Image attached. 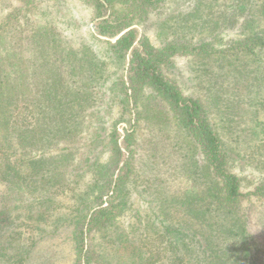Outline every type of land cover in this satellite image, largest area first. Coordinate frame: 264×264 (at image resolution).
Returning a JSON list of instances; mask_svg holds the SVG:
<instances>
[{"label": "rangeland", "instance_id": "374dc122", "mask_svg": "<svg viewBox=\"0 0 264 264\" xmlns=\"http://www.w3.org/2000/svg\"><path fill=\"white\" fill-rule=\"evenodd\" d=\"M197 2L161 0L145 17L134 15L131 27L136 29L137 35L146 33L156 45L160 43L157 30L163 27L167 30L164 34L167 39L204 40L216 48L214 51L223 50L229 40L246 34H255L264 40L261 15L253 16L249 9L235 13L233 0H199V6ZM92 3V0H0V110L12 112L10 132L16 134L20 127L27 129L20 137H24L25 144L21 158L27 160L43 153L44 140L40 138L48 123L46 118L40 122L33 120L34 110L41 106L43 109L61 108L66 116H71L68 133H56L46 153L51 155L66 148L69 155L71 151L78 157L99 154L102 155L100 160L108 153L107 149L91 148V142L99 135L97 125H104L106 133L112 131L111 122L108 126L105 119H109L111 107H115L111 112H116L121 106L118 103L114 106L110 98L120 97L117 76L125 78L128 57L119 59L110 48V42L120 34L100 35L98 26L103 21ZM196 5L198 17L192 20L189 14ZM231 17L233 21H229ZM246 20L247 27L243 29ZM60 25L65 28L62 35ZM56 32L61 38L54 41L52 34ZM210 54L206 57L177 55L160 71L173 80L184 95L201 100L210 122L218 130L222 148L234 162L231 167L244 177L241 190L245 192L254 181L264 178V49L241 55L225 51ZM146 94L151 97L150 91ZM132 105L127 108L131 110V122L122 119L114 125L119 144L126 132L133 130L135 140L133 154L124 151L125 158L132 157L134 168L130 175L132 180L126 185V189H130L129 207L118 224L130 236L138 237L136 245L145 252V264H161V259L166 260L172 249L167 247L165 237H156L153 233L161 220L192 222L190 212L185 209L187 204H183L187 196L195 197L198 204L193 205L195 208L210 206L208 216H194L197 221L191 225L196 232L203 233L202 240L207 239L206 236L215 243L217 254L224 251V259L231 256L233 264L236 260V264H264V200L245 195L237 203L223 208L225 212L212 206L208 198H202L203 188L210 184L202 173L205 159L190 137L175 125H155L152 118H145L144 107ZM89 120L90 126L86 128ZM16 139L11 141L14 147ZM5 151L4 147L0 148V163ZM20 152L12 150L11 157H18ZM37 185V190H32L23 183L19 187L0 178V208L13 209L10 214L16 217L21 210L18 205L26 204L29 209L45 212L46 218L45 223L44 218H39V223L28 219L21 226L19 219L12 218L0 230L4 232L0 246L7 247L9 236L5 235L8 234L12 240L23 237L28 243L37 238L27 264H72L74 253L67 220L75 202L64 193H68L67 188L61 195L59 191L50 193L49 183L44 184L45 187H41V183ZM47 196L49 199L44 201ZM163 202L168 207L161 208ZM60 217L64 221L54 230ZM201 220L209 224L201 226ZM229 223H235L237 230L226 231L224 224ZM33 224L42 226L45 231L40 233L35 226L31 228ZM215 227L218 230H211ZM106 248L112 246L107 244ZM5 252L11 254L12 250L5 248ZM216 258L218 261L221 254ZM9 261L7 264H14ZM195 262L193 264H197ZM174 263L176 261L170 260V264Z\"/></svg>", "mask_w": 264, "mask_h": 264}, {"label": "trees", "instance_id": "16d2710c", "mask_svg": "<svg viewBox=\"0 0 264 264\" xmlns=\"http://www.w3.org/2000/svg\"><path fill=\"white\" fill-rule=\"evenodd\" d=\"M92 1L94 9L103 21L98 26L100 35L110 37L120 34L114 42H110V48L119 59L128 57L125 78H120V75L117 76L119 81L116 83L121 86L120 97L110 98L111 103L114 101V106L117 103L121 106L116 112H111L115 108L111 107L108 116L110 120L105 119L108 126L111 122L112 131L106 133L104 125H97L99 135L95 136V140L91 142L93 144L91 148L107 149L108 153L102 160H100L102 155L99 154L78 157L71 151L72 154L69 155L65 150L66 148L59 150V153L51 155L46 153L47 148H49L48 144L52 143L51 138L56 133L61 131L68 133L71 127V116H66L61 108L51 106L43 109L41 106L34 110L36 114L34 113L33 120L40 122L42 118H46L48 123L45 131L41 132L43 138L40 140H44L43 145L45 146L42 148L43 153L37 157H28L27 160L21 158L23 156L22 151H25L23 149L25 144L24 137H20L27 129L20 127L18 133L10 132L12 112L9 109H2L0 110V146L4 147L6 151L3 153L0 163V178L10 180L19 187L23 183L26 188L32 190H37L39 183H41V187H45L44 184L49 183L50 193L59 191L61 195L63 194L62 190L67 188L68 193H64L75 202L71 208L69 220H67L70 226V240L74 253L72 264H145V252L136 245L138 237L130 236L118 224L119 218L123 217L129 207L130 189H126V185L132 180L130 175L134 168L132 157L125 158L124 151L133 154L135 140L133 130V132H126L122 143L119 144L117 136H115L117 134L114 127L115 122H120L122 119L131 122L132 118L129 116L131 110H127L128 105L133 104L134 107V105L140 104L146 109L145 118H152L155 125L163 127L175 125L183 130L205 159L202 173L209 178L210 184L203 188L202 198H208L207 202L218 207L217 209L225 212L227 210L223 208L229 207V204L237 203L239 198L245 195H252L257 199L264 200V178L254 181L247 191L241 190L244 177L231 167V163L234 162L230 159L227 150L222 148L218 130L210 122L207 110L201 100L193 95H184L177 84L164 77L160 71L177 55L190 54L206 57L217 51L233 52L236 55L254 53L255 50L264 49V40L255 34H246L229 40L223 50L214 51L216 48L204 40L191 42L177 37L167 39L164 36L167 30L162 27V29L157 30L160 43L156 45L151 42L146 33L137 35L136 29L131 26L134 15V17H137L136 14H139L140 18L145 17L146 13L149 12L148 10L156 6L161 0ZM196 1H198L197 5L199 6V0ZM233 3L232 7L235 13L241 12L242 9H249L251 15L258 16V18L260 15L264 17V0H233ZM197 5L189 14L192 20L198 17ZM229 21H233V17ZM246 22L248 20L244 21L243 29L247 27ZM104 25L107 27L106 29H104ZM59 27L63 29L62 35L65 28L61 25ZM52 35L54 41L61 38L57 32ZM42 63L45 64L46 61ZM146 91L151 92L150 98L148 97L150 94H146ZM87 99L88 96L85 101ZM142 102L145 104L143 105ZM115 113L116 116H114ZM90 123L89 120L86 128H89ZM99 123L104 124L101 121ZM14 139H16V147L11 144ZM18 149L21 151L19 156L12 158V150ZM23 180L24 182H22ZM193 198L195 197L187 196L183 199V204H187L185 209L190 212L188 215L192 224L197 221L194 216L205 214L203 217H206L210 211V206L201 209L195 208L193 205L197 206L198 204ZM47 199L49 196L45 197L44 201ZM162 204L161 208L163 206L164 208L168 207L164 202ZM18 206L21 210L16 214V217H12L10 214L13 209L0 208V230L7 226L12 218L19 219V226L28 219L38 222L39 218H44L43 223H45V212L36 208V210L34 208L29 209L26 204ZM61 221L64 220L60 217L58 223H55L54 230L60 228ZM159 223L160 226L153 233L156 234V237H165L167 247L172 248L170 254L166 256V260L161 259V264H170V260L176 261L174 264H193L194 261L197 264H201V261L204 264L234 263L231 256L228 260L224 259V251L218 253L221 254V258L217 261L218 254L215 243H212V240L206 236L207 239L202 240L203 233L196 232L191 223H166L165 220H161ZM205 224L208 225L209 222L207 220L200 221L201 226ZM34 226L37 228L36 230H40V233L45 231V228L37 224H33L31 228ZM223 228L226 231H236L237 225L235 223L224 224ZM211 230L215 231L218 228L215 227ZM3 235L4 232L0 231V236ZM5 236H9V243L5 245L7 246L5 248H10L12 253L5 252V248L1 245L0 264H7L10 262L9 260L13 261L14 264H27L31 250L36 243L34 240L37 238L28 243L23 237H15L12 240L10 234ZM210 236L214 237L213 234ZM188 241L193 242L194 245ZM107 244H110L112 248H106ZM192 247H196V249L190 250ZM122 250L127 251L123 253ZM185 258L186 262L184 261ZM111 259H114L115 262H112Z\"/></svg>", "mask_w": 264, "mask_h": 264}]
</instances>
